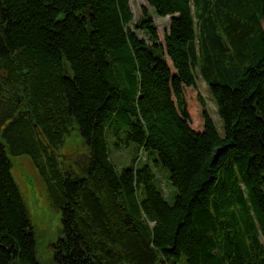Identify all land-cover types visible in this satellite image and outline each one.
<instances>
[{
	"label": "trees",
	"instance_id": "1",
	"mask_svg": "<svg viewBox=\"0 0 264 264\" xmlns=\"http://www.w3.org/2000/svg\"><path fill=\"white\" fill-rule=\"evenodd\" d=\"M145 1L163 39L145 9L130 27V0H0V264H40L24 154L61 212L54 264H264V0ZM69 127L78 175L49 152Z\"/></svg>",
	"mask_w": 264,
	"mask_h": 264
},
{
	"label": "rangeland",
	"instance_id": "2",
	"mask_svg": "<svg viewBox=\"0 0 264 264\" xmlns=\"http://www.w3.org/2000/svg\"><path fill=\"white\" fill-rule=\"evenodd\" d=\"M130 7L133 16L130 24L131 28L141 18L142 11L145 9L152 16L160 39H163V34L169 26V17L160 18L155 15L145 0H130ZM138 34L142 36L140 31H138ZM14 77L16 76L14 75ZM196 82L198 93L204 100L208 114L212 117L218 131H221V121L216 113L209 90L200 78ZM8 83L11 85L6 84L5 87L13 88L14 84ZM19 93L22 94L21 90ZM109 140L111 141L112 138H109ZM132 148L133 146L131 148L116 149L109 142L110 159L118 169L122 166L131 165ZM49 152L55 156L60 174H80V167L89 157L85 142L73 127L68 128L59 147L56 149L49 148ZM141 156V161L145 160V154L143 153ZM41 160L44 161V158L41 157ZM10 161L11 174L20 190L33 230L36 259L40 264H54L56 244L61 238V212L52 200L48 186L39 171L36 161L26 154L10 157ZM155 174L164 195H170L171 188L165 179V172L157 170ZM167 199L172 202L171 198L167 197ZM175 264H185V261L181 258Z\"/></svg>",
	"mask_w": 264,
	"mask_h": 264
},
{
	"label": "bare ground",
	"instance_id": "3",
	"mask_svg": "<svg viewBox=\"0 0 264 264\" xmlns=\"http://www.w3.org/2000/svg\"><path fill=\"white\" fill-rule=\"evenodd\" d=\"M88 149V148H87ZM88 151H89V149H88Z\"/></svg>",
	"mask_w": 264,
	"mask_h": 264
}]
</instances>
